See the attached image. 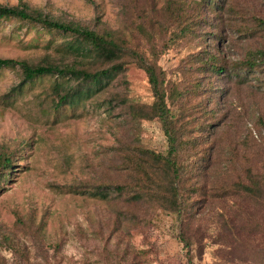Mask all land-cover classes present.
Masks as SVG:
<instances>
[{
	"label": "trees",
	"instance_id": "trees-1",
	"mask_svg": "<svg viewBox=\"0 0 264 264\" xmlns=\"http://www.w3.org/2000/svg\"><path fill=\"white\" fill-rule=\"evenodd\" d=\"M118 1L123 25L115 29L97 13L83 22L53 16L23 0L0 3V19L25 21L59 33L65 37L64 46L74 53L67 58L44 56L36 61L0 57V68L15 70L18 77L9 93L33 78L54 76L49 107L57 110L89 96L106 79L122 77L128 64L144 73L148 102L133 101L124 90L106 97L121 116L120 131L106 147L109 157L104 168L111 179L73 185L74 189L90 190L108 209L104 220L108 239L97 250V258L102 264H144L143 252L126 236L130 230H143L154 213L162 211L176 215V238L188 264L191 233L206 221L218 225L221 249L229 248L232 253L222 254L225 261L220 264H264V243L255 238L264 230V159L245 163L230 179L213 185L194 178L211 165L214 132L225 124L230 110H236L218 109L214 97L220 94V87L213 83L225 79L237 86L264 89V47L246 48L234 60L219 53L216 45L224 30L221 14L231 9L232 0H191L187 5L184 0ZM252 23L241 21L232 30L242 38L264 37V19L252 17ZM188 43L193 44V50L180 56L172 70L159 62L168 49ZM141 120L157 123L164 137L163 149L140 142ZM16 152L14 147L0 144V190L12 172ZM210 204H215V209L208 219H202L199 212ZM12 213V228L0 231V243L13 255L9 264H60V237L48 243L52 258L29 261L30 253L20 241L44 244L43 221L35 220L29 211L21 215L13 209ZM234 220L250 236L235 235ZM68 262L89 264L90 260ZM0 264L8 263L0 257Z\"/></svg>",
	"mask_w": 264,
	"mask_h": 264
},
{
	"label": "rangeland",
	"instance_id": "rangeland-1",
	"mask_svg": "<svg viewBox=\"0 0 264 264\" xmlns=\"http://www.w3.org/2000/svg\"><path fill=\"white\" fill-rule=\"evenodd\" d=\"M16 1L0 0V3L11 5ZM23 1L61 18L87 22L97 13L100 20L113 29L123 25L118 0ZM184 2L187 5L191 0ZM229 6L231 9L221 14L223 38L217 41L216 48L226 59L234 60L246 48L264 47V37L242 38L232 30L241 21L252 23V17L264 19V0H232ZM64 38L37 24L0 19V57L30 61L44 56L67 58L74 53L64 46ZM192 50L193 44H180L168 49L159 62L172 70L178 58ZM17 79L15 70L0 68V144L17 150L12 172L0 190V231L12 228L13 209L21 215L29 211L35 220L42 219L44 241V244L26 239L20 241L30 253L29 261L52 258L48 243L60 237L63 238L60 264H71L73 262L68 260L81 258L89 259V264H102L96 253L108 239L104 224L106 203L90 190L74 189L73 185L93 179H111L104 168L109 157L106 147L120 131L121 116L117 107L108 104L106 97L124 90L129 99L148 102L150 95L144 73L128 64L122 77L106 79L89 96L57 110L49 107V86L54 76L33 78L9 93ZM213 86L220 87V94L214 97L218 109L235 107L236 110H230L225 124L214 132L215 151L211 165L194 176L196 181L206 185L230 179L245 163L264 159V89L237 86L225 79L215 81ZM239 103L245 107L241 108ZM139 135L140 142L147 147L163 149L165 146L155 121L141 120ZM213 209L215 204L205 205L198 215L208 219ZM175 216L156 211L143 230L133 229L127 234L126 239L143 252L144 264L189 263L176 238ZM239 223L233 222L235 235L250 236L242 232ZM219 233L220 228L212 222L199 224L198 231L190 236V264H220L225 261L222 254H232L229 248L221 249ZM258 237L264 243V230L255 235ZM0 257L8 264L13 260L10 249L1 243Z\"/></svg>",
	"mask_w": 264,
	"mask_h": 264
}]
</instances>
